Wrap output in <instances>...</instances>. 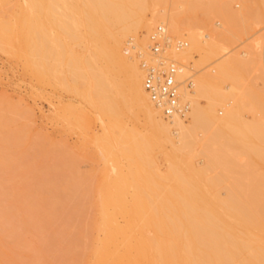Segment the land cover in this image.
Masks as SVG:
<instances>
[{
    "label": "bare ground",
    "instance_id": "6f19581e",
    "mask_svg": "<svg viewBox=\"0 0 264 264\" xmlns=\"http://www.w3.org/2000/svg\"><path fill=\"white\" fill-rule=\"evenodd\" d=\"M247 1L240 9L223 0L5 6L14 18H2L1 48L79 97L57 115L80 138L58 139L34 124L25 99L0 97V264H264V43L224 45L236 40ZM201 12L215 19L205 38ZM159 25L181 65L186 116L166 118L144 86ZM173 34L186 46L174 47ZM140 111L138 133L128 120Z\"/></svg>",
    "mask_w": 264,
    "mask_h": 264
},
{
    "label": "rangeland",
    "instance_id": "374dc122",
    "mask_svg": "<svg viewBox=\"0 0 264 264\" xmlns=\"http://www.w3.org/2000/svg\"><path fill=\"white\" fill-rule=\"evenodd\" d=\"M6 1L7 0H0V23L2 22V18L3 20L8 18L11 19L14 18L12 15L13 9L11 10L10 13V10L5 9V6L9 4L7 8L10 9V6L12 5L14 6L16 2L20 3L23 0L21 1L8 0L9 2L7 1V3ZM223 1H230V3L236 9H240L239 5L237 4H240L241 3L240 1L244 2L247 0H223ZM247 2H249V0ZM246 4L249 5L251 4V6H249L248 11L244 10V14L242 15L243 17L242 16L237 17L236 29L238 30V34L237 31H235L237 37L233 38L234 40L236 38V40L234 42L231 41V38L233 37L232 36L226 39V41L224 42V45L229 47L228 49L235 47L236 50H243L246 49L245 47H247L248 45H253V47H257L256 48L257 50L262 49V45L264 43V3L262 0H250V3H246ZM199 16H200L199 18L200 19L203 18L202 20L204 21L203 24L202 23L200 24L201 26L200 33L204 37L207 31H209L208 29L210 27L215 26L214 23L211 24L215 19L211 13L201 12ZM178 36L179 35L177 34L175 35L173 34V38L175 39L179 38ZM0 39H1L0 97L2 95H6L12 100L13 99L19 100V98H21V100L25 99L24 104L27 103L30 109L32 108L33 110L32 113L34 112V115L32 114L33 117L32 120L36 126L42 127L44 130L53 133L58 139L66 138L71 145L77 143V141L80 138V134L78 132L66 129L65 123L60 118H58L57 110H59L62 103L65 104L67 102H73L76 105H79L80 104L79 97L65 90L64 87H62L59 84V81L56 79L57 77H55V74L52 75L50 80H47L49 78L42 79L32 74L30 71L26 70L24 64L25 58L23 56L16 55L14 53L15 51L11 50L13 52L12 53L10 51L8 52L3 50V48H1L3 43L2 40L3 38L0 36ZM184 39H186L185 36ZM77 47L79 48V46ZM11 49L15 50L14 48ZM212 59L214 60V57L210 58L209 61H207V63H209L208 66L206 67L207 69H210L211 67L210 64H214L212 62L213 61ZM196 61H197L196 59H193V61L189 62V66L191 70L190 73L195 72V80L198 76V71H197L198 67L196 65ZM213 66L214 67H211V69L215 68V65ZM259 73H260L259 70H255L253 72L254 74L253 76L257 81L258 85L260 86L263 83V80L261 81V78L258 77V75H260ZM61 75L62 73L58 74V76ZM262 85L261 88H263ZM205 103L207 104V101H205L204 104ZM218 110L220 113L221 111H223L221 107H218ZM93 116L92 118L94 119L91 122L90 130L97 131L101 127V120L97 118L96 114L94 117ZM247 117L251 118L252 113L247 112ZM144 120H145V115L143 111H140L138 113V117L136 118V120H131V119L128 120V125L130 128L140 133L143 131L144 128L143 125H145L143 124L145 123ZM154 154L162 171H166L168 166V161L165 157V154L160 149H155ZM198 160L200 161V157H198ZM82 167H84L83 169L85 170H91L93 169L94 165L91 161H85L82 164ZM120 219L123 220V217H120Z\"/></svg>",
    "mask_w": 264,
    "mask_h": 264
},
{
    "label": "built area",
    "instance_id": "2783aa9c",
    "mask_svg": "<svg viewBox=\"0 0 264 264\" xmlns=\"http://www.w3.org/2000/svg\"><path fill=\"white\" fill-rule=\"evenodd\" d=\"M150 39L154 60L143 59L145 89L166 118L169 119L175 115L186 116L189 105L181 101L178 81L181 65L169 55L171 43L167 40L166 29L159 25L150 35ZM186 44L184 39L178 38L173 39L172 42L177 49L185 47ZM189 81L192 82V80Z\"/></svg>",
    "mask_w": 264,
    "mask_h": 264
}]
</instances>
